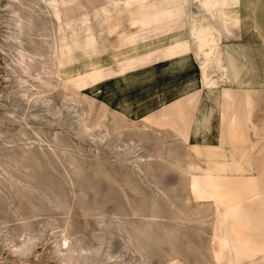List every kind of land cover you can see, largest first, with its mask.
I'll use <instances>...</instances> for the list:
<instances>
[{"label":"rangeland","instance_id":"1","mask_svg":"<svg viewBox=\"0 0 264 264\" xmlns=\"http://www.w3.org/2000/svg\"><path fill=\"white\" fill-rule=\"evenodd\" d=\"M16 13L35 25L21 37L29 53L47 57L45 34L39 31L56 25L38 0H0V264H25L13 248L32 238L30 264H61L57 254L64 238L74 251L61 255L75 256L72 264H218L215 211L192 197L182 138L168 124L149 125L147 115L134 123L99 99L71 90L48 92L17 62ZM115 57L104 58L96 69L107 78L109 90H116L119 71L125 77L121 86L135 89L132 74L162 67L159 57L149 59L154 64L148 60L132 67ZM40 69L33 65L31 74L36 77ZM78 70L83 76L92 71L87 65ZM38 92L47 93L48 105L24 97L36 98ZM77 114L95 127L85 131ZM255 116L251 123L258 131L264 117ZM155 129H170L176 136ZM197 141L189 135V144ZM249 178L252 191L256 178ZM257 200L253 208L259 215L264 204Z\"/></svg>","mask_w":264,"mask_h":264},{"label":"bare ground","instance_id":"2","mask_svg":"<svg viewBox=\"0 0 264 264\" xmlns=\"http://www.w3.org/2000/svg\"><path fill=\"white\" fill-rule=\"evenodd\" d=\"M13 1L22 4V0ZM38 2L46 6L47 12L55 19L56 25L50 31L48 29L39 31L45 34L42 42L49 48L47 57L43 54L29 53L24 48L21 37L26 30L33 32L35 25L32 20L23 18L19 13L15 14L18 19L16 23L18 33L13 40L20 47L17 62L22 70L24 69L23 71L29 77L37 80L48 92L71 90L76 94L75 96L82 93L93 100L96 99L95 101L99 99L110 110L121 115L124 120L126 118L134 123L139 121L136 115L131 113V108L135 107L133 101L135 95L125 93L122 100H118L119 102L116 101L113 104L111 102V99L116 96L117 89L119 90V86L125 81V77L121 76L124 72L119 71L121 74L115 75L117 86L115 84L114 91V89L109 90L108 80L101 69H96L102 66L104 58L112 56H116L117 61L130 63V67L149 63L148 60L152 58L150 55L154 51L161 50L164 51L160 60L168 62L176 54V50L185 45L183 41L186 33L177 30L173 24L188 18L191 22L188 26L189 32L194 39L189 46L201 60L203 88L201 91L188 94L180 101L177 106L179 115L166 105L163 110L148 112L147 122L151 126L168 124L187 145L189 162L186 164V173L191 176V187H194V192L198 194L204 192L200 178L211 177L215 187L219 179L253 168V156L264 155V128L257 131V125L251 123L257 108L255 99L245 92L243 95L245 103L239 105V115L235 113L234 117L230 116L227 120L229 110L236 107V98L240 96V91L225 89L222 94L219 87L220 82L231 85L236 81L230 74L218 38L222 32L226 37L231 38L235 37V31H240L241 14H234L229 10L234 6H242L244 0H38ZM194 2L198 4V11L193 14L189 7ZM178 5H181V9H178ZM201 14L204 15L205 20L212 22L201 24V21L195 18ZM178 16L180 18L177 19ZM216 23H220L221 30L217 28L218 26L216 27ZM170 32H176L177 35L169 39ZM113 37L115 38L112 39ZM187 48H189L188 45ZM139 55L146 56L140 58ZM36 64L41 69L34 77L31 74V68ZM82 65H87L92 71L85 76L79 74L78 68ZM157 68L166 70V67ZM211 69L212 71L216 69L218 77L213 76L212 72L210 74ZM45 93H36V98L28 94L24 97L30 103H43L46 106L50 98ZM122 93L120 92V95ZM126 96H132V98ZM222 97L225 121L223 130L219 131V126H214L213 120H217V116L220 115ZM85 116L77 114L78 121L85 131L92 130L95 125L86 122ZM249 122L252 139L250 142L233 141L230 145L225 143L228 129H244ZM190 134L198 139L196 143H188ZM109 135L110 132L106 130L105 136ZM32 239L22 241V244L13 248L16 249L15 254L26 259L25 264H30L27 259L33 249ZM65 250L67 253L74 251L64 238L57 256L61 264H72L76 258L61 255V251ZM258 262L260 261L254 263ZM174 264L181 263L174 262Z\"/></svg>","mask_w":264,"mask_h":264},{"label":"crops","instance_id":"3","mask_svg":"<svg viewBox=\"0 0 264 264\" xmlns=\"http://www.w3.org/2000/svg\"><path fill=\"white\" fill-rule=\"evenodd\" d=\"M193 5H196L195 9ZM197 7L198 4L196 2L191 4L189 7L190 12L196 13ZM229 11L234 14H241L242 26L240 31H235V37H226L222 32L218 38V41L221 42V51L224 52L230 74L236 80L231 85L225 84L223 81V83L220 82V92L223 94L225 89L240 91V96L236 98V107L229 110L227 120H229L230 116L231 118L234 117L235 113L239 115V105H244L245 98H243V95L247 90L254 94L252 97L255 99L257 106L254 116L256 114L255 120H258L260 117H264V100L259 108L260 101L264 99V97L259 96V93L264 94L262 92L264 91V0H244L242 6L231 7ZM203 16L201 14L195 18L201 21L200 23L203 25L212 22L205 20ZM190 23L188 18L174 22L173 25L177 27V30L186 33L183 41L185 45L181 49L176 50V54L168 62L158 60L160 61L158 66L166 67V70L153 66L132 74L134 78L130 80L137 82V88L132 90L129 89V86H119L115 98L111 99L112 104L122 100V96L125 93L135 95L133 96L135 107L131 108V113L140 120L148 112L154 113V111L163 110L166 105L172 111L174 109L171 108L175 106L174 112H176L177 106L182 99L192 92L202 90L201 60L196 57L194 49L189 46L191 41H194L189 32L188 26ZM219 24L216 23L215 25L221 30ZM176 35V32L168 33L169 39H173ZM187 45L189 48H187ZM152 55V60L156 57L161 58L162 52L157 51L152 53ZM151 62L152 64L155 63ZM211 72L213 76L218 77L216 69H213V71L211 69L210 74ZM115 84L117 86V82ZM119 91L123 93L120 95ZM126 97L132 98V96ZM221 100L220 115L217 116L219 122L216 119L213 120L214 126H219V131L223 130L225 121L222 106L223 97ZM209 103L212 105L211 102ZM260 113L262 114L260 115ZM155 130L160 131L161 135L165 133L167 136H176L170 129L167 131L163 129ZM250 140L252 139L251 124L249 122L244 129H228L225 143L227 145H230V142L233 141L248 143ZM252 163L253 168L229 175L227 178L223 177L217 181V186L215 187L211 177L200 178L204 192L201 194L192 193L193 199L197 202L214 208L215 228H217L214 250L216 263L218 261V264H251L264 260V210L259 215H256L253 208L255 206L254 202H258V198L262 200L261 204H264V155L253 156ZM250 176H255L256 178L252 191L248 189ZM233 183H239L242 185V189L236 190L232 185ZM248 199L251 201L250 203Z\"/></svg>","mask_w":264,"mask_h":264}]
</instances>
